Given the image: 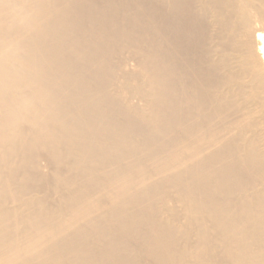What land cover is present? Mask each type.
I'll list each match as a JSON object with an SVG mask.
<instances>
[{
    "label": "bare ground",
    "instance_id": "bare-ground-1",
    "mask_svg": "<svg viewBox=\"0 0 264 264\" xmlns=\"http://www.w3.org/2000/svg\"><path fill=\"white\" fill-rule=\"evenodd\" d=\"M0 264H264V0H0Z\"/></svg>",
    "mask_w": 264,
    "mask_h": 264
}]
</instances>
